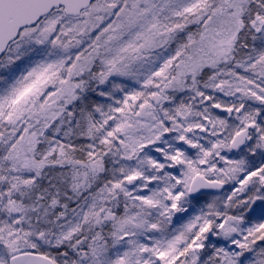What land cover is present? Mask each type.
<instances>
[{
  "label": "snow or ice",
  "instance_id": "6c2138e0",
  "mask_svg": "<svg viewBox=\"0 0 264 264\" xmlns=\"http://www.w3.org/2000/svg\"><path fill=\"white\" fill-rule=\"evenodd\" d=\"M0 73V264H264V0H0Z\"/></svg>",
  "mask_w": 264,
  "mask_h": 264
},
{
  "label": "rangeland",
  "instance_id": "374dc122",
  "mask_svg": "<svg viewBox=\"0 0 264 264\" xmlns=\"http://www.w3.org/2000/svg\"><path fill=\"white\" fill-rule=\"evenodd\" d=\"M193 27V30H194V27L195 26H192ZM23 65H21V67H22ZM18 74V73H17ZM0 75H8L7 73H0ZM222 99H227V98H224V97H221ZM91 99H96V97H91ZM176 221V218H174V222Z\"/></svg>",
  "mask_w": 264,
  "mask_h": 264
}]
</instances>
